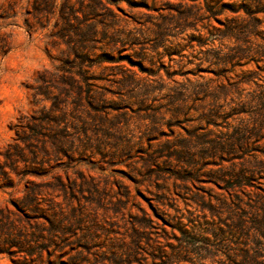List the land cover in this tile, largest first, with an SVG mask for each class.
Wrapping results in <instances>:
<instances>
[{"label":"rangeland","instance_id":"374dc122","mask_svg":"<svg viewBox=\"0 0 264 264\" xmlns=\"http://www.w3.org/2000/svg\"><path fill=\"white\" fill-rule=\"evenodd\" d=\"M77 1L93 14L0 0V241L37 236L31 256L5 240L0 264H226L217 229L250 224L264 190L262 3ZM239 121L253 136L233 154L188 145Z\"/></svg>","mask_w":264,"mask_h":264},{"label":"trees","instance_id":"16d2710c","mask_svg":"<svg viewBox=\"0 0 264 264\" xmlns=\"http://www.w3.org/2000/svg\"><path fill=\"white\" fill-rule=\"evenodd\" d=\"M67 3L70 5L71 4V0H67ZM73 3H76V6H78V8H80L79 10H81V12L86 13L87 15H92L93 11L95 10V5H84L83 3L74 0ZM107 3L110 4V2L107 0ZM257 4H261L262 7L264 8V1L261 0H257L256 1ZM71 6V5H70ZM75 6V7H76ZM67 9V10H66ZM72 12H69V8L68 5H64V7L62 8L61 11V18L64 21V24H69L68 21H70V17L75 16L74 12L77 11L76 8L71 7ZM260 12H264V9L259 10ZM64 15V16H63ZM70 25H68L69 27ZM79 29H77V31L75 30V28L73 27V31L75 32V34H78ZM64 31H68L65 30ZM232 30H229L228 33H232ZM250 32L249 31H242L241 34H248ZM228 33H224V34H228ZM223 34V35H224ZM237 35V34H236ZM264 119V117H263ZM261 123L264 124V121H261ZM248 124L249 122H241L239 121V127L237 129H232L230 131V133H224L221 136H216V135H204L202 137V139H199L198 137H193V139L198 138L196 141L192 140L191 143H189L188 145H190L191 147L196 146L193 145L194 143H197L198 145L202 144L205 145L206 147H208L207 151L209 152V155H214L215 153L217 154H233L236 149L235 147L237 146H242L243 144L247 143V139H249L250 137L253 136L252 130L253 129H249L248 128ZM257 124V123H256ZM211 138V139H210ZM25 141V140H23ZM186 145H183V147H185ZM190 149V148H189ZM188 149V150H189ZM182 151V150H181ZM17 153V155L15 154V157L19 156V152L15 151ZM10 161L12 163L15 162L14 159H10ZM181 163L187 164L185 161H183V159H181L180 161ZM261 168V167H260ZM248 174L247 171H244V169L238 170L236 172L232 173H226L225 176L229 177L231 180H233V183L231 184V186L233 187H240L242 185H244V180L246 179V175ZM38 191L36 190H32L30 192L29 197L27 198V201L25 202V206L31 208L33 211L37 212V196ZM251 197H253L254 199H252V202H255V205L250 206L251 208H253V210L251 211L252 215H253V221L248 224L247 221H245V217L247 215L246 212L243 211L242 213L239 212H235V218H234V222L229 226V231H219L220 229H217V232H219L216 236V240H218V244H216V246H218L220 248V250H222L223 252L227 251L229 253H231V255H224L227 258V263L226 264H264V243H255L253 241V239H258V240H264V190L259 193V192H251V195H249ZM219 211L217 209V213L223 209H229L230 210H234V208L232 207H227L226 204H224L223 202L219 203ZM236 209H240L239 206L235 205ZM214 213L212 215L217 214ZM2 226H0V232L2 231ZM15 230L14 225H9L8 227H6V230L4 231V234L9 238L3 239L5 241V244H8L12 247L15 248H19V251H24L25 254L31 256L32 254H34V252L28 248V244L30 242H34L37 240V236L34 234H29L28 237H26V235H20V238L24 237V241H19L17 242L14 238H15V234L13 233V231ZM180 231V229H178ZM59 231L56 227L51 225V228L48 230V235L49 238L47 239L48 243H52L51 241V237L53 235L54 232ZM199 231V230H198ZM198 231H194L195 235H199ZM17 232V231H16ZM20 232V231H19ZM181 233L184 234V232L181 231ZM185 235L187 237H189L190 233H185ZM233 239V242L231 241ZM240 240V241H238ZM241 240H246V246L244 249L241 248H236V249H232L230 247V245L228 243H234L237 246H244L245 243L241 242ZM0 241V244L4 243ZM220 241V243H219ZM224 241V244H221V242ZM182 242H186L184 240H181V244ZM13 244V245H12ZM16 244V245H14ZM248 244H252L253 246H248ZM184 248V249H183ZM181 251L185 252H189V250H185L186 247H182L180 246L179 248ZM0 253H6L8 255H10L9 251H7V249H2L0 248ZM12 256V255H11ZM17 264V263H16ZM18 264H30L27 263L25 260L21 261Z\"/></svg>","mask_w":264,"mask_h":264}]
</instances>
